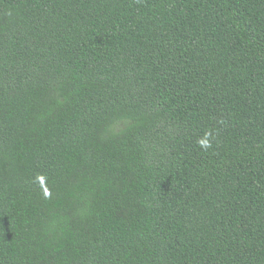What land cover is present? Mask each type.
I'll return each instance as SVG.
<instances>
[{
	"label": "trees",
	"instance_id": "16d2710c",
	"mask_svg": "<svg viewBox=\"0 0 264 264\" xmlns=\"http://www.w3.org/2000/svg\"><path fill=\"white\" fill-rule=\"evenodd\" d=\"M0 264H264V0H0Z\"/></svg>",
	"mask_w": 264,
	"mask_h": 264
},
{
	"label": "clouds",
	"instance_id": "9594fccd",
	"mask_svg": "<svg viewBox=\"0 0 264 264\" xmlns=\"http://www.w3.org/2000/svg\"><path fill=\"white\" fill-rule=\"evenodd\" d=\"M202 146L204 147H209L210 145L207 143V141H202L201 142Z\"/></svg>",
	"mask_w": 264,
	"mask_h": 264
}]
</instances>
